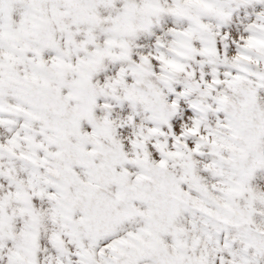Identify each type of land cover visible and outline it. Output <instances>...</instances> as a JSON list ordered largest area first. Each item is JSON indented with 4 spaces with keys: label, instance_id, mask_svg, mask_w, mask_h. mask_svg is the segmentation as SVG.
<instances>
[{
    "label": "snow or ice",
    "instance_id": "obj_1",
    "mask_svg": "<svg viewBox=\"0 0 264 264\" xmlns=\"http://www.w3.org/2000/svg\"><path fill=\"white\" fill-rule=\"evenodd\" d=\"M0 264H264V0H0Z\"/></svg>",
    "mask_w": 264,
    "mask_h": 264
}]
</instances>
